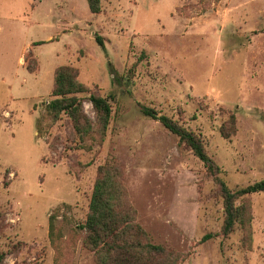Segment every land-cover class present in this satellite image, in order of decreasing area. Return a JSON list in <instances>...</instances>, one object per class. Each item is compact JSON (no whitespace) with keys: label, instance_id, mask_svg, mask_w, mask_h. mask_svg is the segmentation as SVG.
I'll list each match as a JSON object with an SVG mask.
<instances>
[{"label":"rangeland","instance_id":"374dc122","mask_svg":"<svg viewBox=\"0 0 264 264\" xmlns=\"http://www.w3.org/2000/svg\"><path fill=\"white\" fill-rule=\"evenodd\" d=\"M101 1L93 15L87 0H0L3 264H96L82 225L98 168L111 159L138 223L183 255L178 264H264V193L247 197L250 229L222 235V200L204 164L142 111L199 135L230 189L263 180L264 0ZM65 65L110 100L102 144L82 146L65 116L48 117L55 69ZM232 115L236 133L224 138Z\"/></svg>","mask_w":264,"mask_h":264},{"label":"trees","instance_id":"16d2710c","mask_svg":"<svg viewBox=\"0 0 264 264\" xmlns=\"http://www.w3.org/2000/svg\"><path fill=\"white\" fill-rule=\"evenodd\" d=\"M87 3L93 15L101 13V0H87ZM97 39L104 49L100 38ZM27 69L29 72L35 71L31 65H28ZM83 95H87L95 119H91L86 113L84 98L81 97ZM46 111L52 123H57L65 116L74 131L75 140L82 146L88 140L102 144L112 118L110 100L98 92L91 91L79 80L78 70L68 65L55 70L51 100L46 106ZM142 111L147 117L159 121L176 135L179 143L189 148L204 164L207 176L215 186L214 197L222 200L224 214L222 235L226 237L231 235L237 227L249 230L252 215L251 202L247 197L264 193V179L243 188L230 189L221 176V168L209 155L199 135L170 117L159 115L152 108L144 106ZM235 121V116L232 115L229 123L221 127L224 138L236 133ZM36 127L39 130V125ZM5 183L10 184L7 181ZM53 226L54 224L50 223V237L53 235ZM82 229L85 231L83 245L94 253L96 264H178L183 259L180 252L153 243L149 234L138 223L137 211L125 186L124 171L115 159L98 168L88 215ZM210 237L204 236L201 242L207 241ZM5 259L6 254H0V264H3Z\"/></svg>","mask_w":264,"mask_h":264},{"label":"crops","instance_id":"0c3cea01","mask_svg":"<svg viewBox=\"0 0 264 264\" xmlns=\"http://www.w3.org/2000/svg\"><path fill=\"white\" fill-rule=\"evenodd\" d=\"M52 40H53V38L50 37V38H48L47 40L34 42V43H32L30 46H28V48L25 49V50L22 52L21 56H20V64H21V62L25 63L24 56L26 55L27 52L30 51V48H31L33 45H35L36 43H39V42H43V44L47 43L48 41L54 42V41H52ZM57 68H58V67H57ZM57 68H56V69H57ZM56 69H55V70H56Z\"/></svg>","mask_w":264,"mask_h":264}]
</instances>
